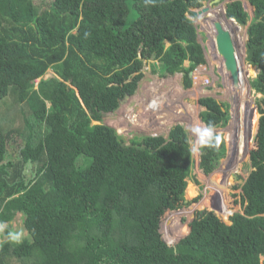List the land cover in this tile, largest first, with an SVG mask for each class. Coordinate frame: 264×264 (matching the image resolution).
<instances>
[{"label": "trees", "instance_id": "1", "mask_svg": "<svg viewBox=\"0 0 264 264\" xmlns=\"http://www.w3.org/2000/svg\"><path fill=\"white\" fill-rule=\"evenodd\" d=\"M206 1L0 0V264H264V0H247L250 23L242 0L226 5L229 19L248 26L246 61L260 70L262 95L244 209L229 227L197 212L175 256L157 252L152 239L162 217L188 205L182 176L191 169L176 156H191L189 134L176 125L168 138L127 142L102 123L135 94L146 65L159 77L183 72L184 88L192 87L190 72L207 63L192 17ZM199 104L209 130L229 125L227 103L204 97ZM19 106L22 133L14 130ZM226 152L223 135H211L200 172L212 174ZM19 214L29 234L21 242L10 231Z\"/></svg>", "mask_w": 264, "mask_h": 264}, {"label": "rangeland", "instance_id": "2", "mask_svg": "<svg viewBox=\"0 0 264 264\" xmlns=\"http://www.w3.org/2000/svg\"><path fill=\"white\" fill-rule=\"evenodd\" d=\"M211 1H206L202 8L195 9V11L198 12L209 7ZM242 1L250 16V22L254 16V10L249 1ZM226 3L224 2L207 13L192 17L198 28V40L204 48L207 64L197 68L195 72L198 78L196 82L193 81L191 88H184L183 73L172 77H159L153 75L150 66L146 65L147 75L140 82L135 94L124 100L116 112L103 115L102 123L116 129L127 142L135 136L166 135L168 129L175 125L183 126L189 134L191 156H176L182 170L187 167L191 169L190 177L182 176L186 180L184 196L188 205L177 211L166 212L152 239V244L157 252L170 256H175L173 254L177 252V246L182 240L189 237L190 223L196 217L197 212L199 215L208 217L215 215L218 224L222 229H225L230 226L231 217L237 212L243 213L244 209L242 187L252 171L251 159L257 143L256 135L258 136L260 116L256 114L257 121L252 138L248 120H252L253 108L258 106L256 102L260 100L261 95L255 87L258 71L246 61L245 44L248 39V26L231 24L230 20L226 19L224 15ZM134 17L135 15L130 16V22ZM217 23H221L225 29L228 27V30L232 32L239 65L241 63L244 69L243 83L232 76L224 57L218 50ZM185 66H188V63ZM249 67L253 68L252 72ZM53 74L50 70L45 78H51ZM207 79L210 80L209 85L203 83ZM239 91H241L240 97ZM207 96L214 97L220 103H227L231 114L230 124L218 131L219 134H223L225 140L226 156L219 168L209 176L201 174L198 169L205 144L212 135V132L206 126L204 127L199 119V114L205 109L199 105L198 101ZM21 110L19 106V115L17 118L15 117L18 124L14 130L17 133L24 131ZM237 135H239V141L236 146ZM19 145V138L16 136L14 141L10 142L12 147H10V153L14 152L12 159L18 157L15 150ZM27 176L29 178L30 173L27 172ZM175 184L177 183L175 182ZM219 184H222L221 190H217ZM229 184H232L233 187H229ZM196 198H199L198 202H194ZM226 215L228 216L226 217ZM24 221L25 217L19 214L10 225L11 237L17 242L29 237L24 227ZM5 226L0 222L1 232ZM1 241H4L3 237ZM262 262L264 263V256Z\"/></svg>", "mask_w": 264, "mask_h": 264}, {"label": "water", "instance_id": "3", "mask_svg": "<svg viewBox=\"0 0 264 264\" xmlns=\"http://www.w3.org/2000/svg\"><path fill=\"white\" fill-rule=\"evenodd\" d=\"M231 0H212L209 5L214 6L216 4H219L221 2H230ZM210 10V8L205 7L198 12L194 11V15H202L204 13H207ZM229 20V19H228ZM230 21L235 22V20L230 19ZM216 27L218 29L217 33V47L220 52V54L224 57L226 66L230 69L231 74L233 77H235L239 81V66H238V60L236 57V48H235V41L232 36V32H230L228 29L223 28L221 23H217ZM190 78H193V72L190 73ZM130 98L129 95H127L122 101L127 100ZM256 113V110L253 112ZM257 138V135H256ZM237 146V145H236Z\"/></svg>", "mask_w": 264, "mask_h": 264}, {"label": "clouds", "instance_id": "4", "mask_svg": "<svg viewBox=\"0 0 264 264\" xmlns=\"http://www.w3.org/2000/svg\"><path fill=\"white\" fill-rule=\"evenodd\" d=\"M208 1H209V0H208ZM230 2H231V1H230ZM230 2H227L226 5H227L228 3H230ZM217 6H219V5H217V4L214 5V6H210V5H209V8H210V10H211V9H214L215 7H217ZM207 8H208V7H207ZM210 10H209V11H210ZM194 11H195V10H194ZM194 11H193V13H194ZM209 11H208V12H209ZM224 15H225L226 19L228 20L229 18L226 16V9H225V14H224ZM229 20H230V19H229ZM233 20H234V19H233ZM234 23H235V22H234ZM245 50H246V48H245ZM236 57H237V55H236ZM237 60H238V58H237ZM200 66H203V65H200ZM200 66H199V67H200ZM238 66H239V61H238ZM250 66H251V65H250ZM199 67H197V68H199ZM252 67H253V66H252ZM197 68H196L194 71H192V72H193V78H192V79L190 78L192 81H195V82H196V80H197V78H198V76L196 75V72H195V71L197 70ZM254 68H255V67H254ZM256 69H257V68H256ZM257 71H258V75H259L260 70L257 69ZM239 72H240V67H239ZM190 73H191V72H190ZM258 75H257V76H258ZM189 77H190V74H189ZM38 82H39V81H38ZM239 82H241V81H240V74H239ZM203 83H204V82H203ZM240 94H241V91H239V94H238L239 97H240ZM260 95H261V94H260ZM130 97H131V96H130ZM211 97H212V96H211ZM261 97H262V95H261ZM261 97H260V99H261ZM202 98H204V97H202ZM212 98H214V97H212ZM259 101H260V100H259ZM259 101H257L256 103H259ZM198 102H199V101H198ZM240 107H241V106H240ZM240 107H239V111H240ZM255 110H256V113H255V114H257V115L260 116V114L258 113V106H256V107L253 108V112H254ZM229 112H230V108H229ZM253 114H254V113H253ZM230 115H231V114H230ZM260 117H261V116H260ZM260 117H259V119H260ZM229 124H230V123H229ZM223 129H224V128H223ZM220 130H222V129H219V130H217V131H213L212 135H213L214 133H218V131H220ZM218 134H219V133H218ZM222 135H223V134H222ZM153 136H161V135H153ZM210 136H211V135H210ZM209 138H210V137H209ZM238 141H239V135L236 136V145H238ZM256 149H257V143H256V146H255V149H254L253 152H255ZM199 165H200V160H199ZM198 169H199V166H198ZM199 171H200V170H199ZM215 171H216V170H215ZM215 171H214V172H215ZM201 174H203V173H201ZM203 175H204V174H203ZM210 175H211V174H210ZM206 176H209V175H206ZM230 224H231V221H230Z\"/></svg>", "mask_w": 264, "mask_h": 264}, {"label": "crops", "instance_id": "5", "mask_svg": "<svg viewBox=\"0 0 264 264\" xmlns=\"http://www.w3.org/2000/svg\"><path fill=\"white\" fill-rule=\"evenodd\" d=\"M250 4V3H249ZM250 6L252 7V9L254 10V8H253V6L250 4ZM245 7V6H244ZM216 8V7H215ZM212 10V9H211ZM254 17V16H253ZM251 19H253V18H251ZM251 22V21H250ZM249 22V23H250ZM235 23H237L236 21H235ZM238 24V23H237ZM239 25V24H238ZM239 28V27H238ZM248 28V27H247ZM247 38H248V35H247ZM202 45V44H201ZM203 47V46H202ZM204 49V48H203ZM204 54H205V51H204ZM205 57H206V54H205ZM206 60H207V57H206ZM187 63V62H186ZM207 64V63H206ZM205 64V65H206ZM150 71H151V69H150ZM146 72V71H145ZM151 73H152V71H151ZM183 73V72H182ZM153 75H158V74H155L154 72L152 73ZM178 74V73H177ZM147 75V74H146ZM176 75V74H175ZM185 75V73H183V76ZM159 76V75H158ZM174 76V75H173ZM146 77V76H145ZM172 77V76H171ZM207 97H211V96H207ZM199 103V102H198ZM200 105V104H199ZM201 106V105H200ZM202 107V106H201ZM203 108V107H202ZM199 119H200V114H199ZM200 122H201V124L205 127L206 126V124L200 119ZM176 126V125H175ZM172 127H174V126H172ZM172 127H170L169 129H168V133L166 134V135H161V136H163V137H165V138H168V135H169V133H170V130L172 129ZM206 128H207V126H206ZM208 129V128H207ZM209 130V129H208ZM211 131V130H210ZM212 133H213V131H211Z\"/></svg>", "mask_w": 264, "mask_h": 264}, {"label": "built area", "instance_id": "6", "mask_svg": "<svg viewBox=\"0 0 264 264\" xmlns=\"http://www.w3.org/2000/svg\"><path fill=\"white\" fill-rule=\"evenodd\" d=\"M204 83H206L207 85H209L210 84V80L207 79L206 81H204Z\"/></svg>", "mask_w": 264, "mask_h": 264}, {"label": "flooded vegetation", "instance_id": "7", "mask_svg": "<svg viewBox=\"0 0 264 264\" xmlns=\"http://www.w3.org/2000/svg\"><path fill=\"white\" fill-rule=\"evenodd\" d=\"M222 4H224V2H221V3L217 4V5H222Z\"/></svg>", "mask_w": 264, "mask_h": 264}, {"label": "bare ground", "instance_id": "8", "mask_svg": "<svg viewBox=\"0 0 264 264\" xmlns=\"http://www.w3.org/2000/svg\"><path fill=\"white\" fill-rule=\"evenodd\" d=\"M225 26H227V25H225Z\"/></svg>", "mask_w": 264, "mask_h": 264}]
</instances>
